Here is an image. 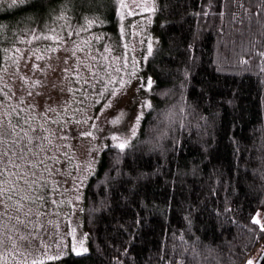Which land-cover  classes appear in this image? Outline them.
<instances>
[{
  "label": "trees",
  "instance_id": "obj_1",
  "mask_svg": "<svg viewBox=\"0 0 264 264\" xmlns=\"http://www.w3.org/2000/svg\"><path fill=\"white\" fill-rule=\"evenodd\" d=\"M63 1L19 14H51ZM155 32L152 107L124 163L145 174L136 202L99 207L105 148L83 195L88 251L47 264H248L263 246L264 0H167Z\"/></svg>",
  "mask_w": 264,
  "mask_h": 264
},
{
  "label": "rangeland",
  "instance_id": "obj_2",
  "mask_svg": "<svg viewBox=\"0 0 264 264\" xmlns=\"http://www.w3.org/2000/svg\"><path fill=\"white\" fill-rule=\"evenodd\" d=\"M8 2L0 4V264H45L47 255H79L71 250L78 240L87 248L75 195L83 197L111 132L130 129L151 101L144 57L147 37L157 43V12L136 8L150 0H124L123 19L110 27L105 0H64L41 15ZM81 3L93 10L82 14ZM85 175L81 186L76 178Z\"/></svg>",
  "mask_w": 264,
  "mask_h": 264
},
{
  "label": "snow or ice",
  "instance_id": "obj_3",
  "mask_svg": "<svg viewBox=\"0 0 264 264\" xmlns=\"http://www.w3.org/2000/svg\"><path fill=\"white\" fill-rule=\"evenodd\" d=\"M87 0H85V3ZM95 0H93V3ZM4 0H0V4H3ZM29 3V0H9L8 7H19L21 5H26ZM80 7L84 9V4H81ZM105 7L107 8V18L111 19L112 16L116 15L119 9H122L125 7L124 0H105ZM167 7V0H163V3L157 4V0H150V2H143V3H137L136 8L143 9L146 12L155 13L157 11H164ZM260 7V6H258ZM87 11H92L93 7L92 5H89ZM98 10V9H97ZM133 15L136 14L135 10H133ZM202 15H207V13H203L201 10ZM123 19V17L118 16L117 20ZM89 23H93V21H88ZM102 23V21H100ZM153 37L149 36L147 37V54L148 56L144 57V59H148L149 57L153 56L154 54V48H153ZM141 43L143 44L144 41L142 40ZM18 50V49H17ZM143 55V54H142ZM37 59H42V57H37ZM243 62V61H242ZM135 60L132 61V66L135 68ZM36 66L33 65V68ZM186 75V74H185ZM121 84L125 83L123 80L120 81ZM156 84L155 78L151 75L146 77V85L145 87L149 92L154 90V86ZM183 86V85H182ZM30 94V93H29ZM110 96H116L115 92H112L109 94ZM105 100H108V97L104 98ZM104 107H108V103H104ZM135 106V105H133ZM151 108L152 104L145 102L142 103L140 106V112L135 116V122L132 124L130 129H125L123 134L119 133V130H113L111 132L110 140L112 144L108 147V150L112 154L111 162L109 163L107 172L105 174V179L101 183L105 185L102 192L99 194L101 195V200L99 207H109V205L106 203V201L111 199V201H117L119 199H123L126 203H135V196L138 194L139 189V181L143 179L144 173H138L133 174L136 172L135 168L129 167L128 170L125 169L124 163L126 162V158L128 156V149L134 148L135 145L132 143L133 138L137 137L138 129L141 124V119L144 115V108ZM95 116V114H94ZM130 133V134H129ZM82 136H93L94 133L89 131L81 132ZM93 164L90 161L88 163L87 168L84 170L88 175L92 174ZM99 174L97 173V176ZM261 178L264 179V169L261 170ZM87 179V175L82 177H77L76 182L79 183L81 186L84 183V180ZM89 190H91V186H89ZM86 199V197H82V195L77 191L75 195V200L80 201L81 199ZM81 211H85L84 208L80 209ZM99 209L96 207H93L89 209L90 212L98 211ZM230 209L225 208V212L229 211ZM254 223L259 224V219L254 216L253 218ZM136 223H140V221L137 219ZM262 230H264V225H261ZM86 235V234H85ZM79 247H77V243L72 244V252H76L77 254H80L81 252H87L88 248L83 247V240H78ZM32 249H29L28 251H31ZM125 252L130 251V249H125ZM60 253L53 254V255H47L48 260H54L59 257ZM32 264H38L37 260H33ZM118 264L120 262L118 261ZM248 264H251V261L248 262Z\"/></svg>",
  "mask_w": 264,
  "mask_h": 264
},
{
  "label": "water",
  "instance_id": "obj_4",
  "mask_svg": "<svg viewBox=\"0 0 264 264\" xmlns=\"http://www.w3.org/2000/svg\"><path fill=\"white\" fill-rule=\"evenodd\" d=\"M253 264H264V246Z\"/></svg>",
  "mask_w": 264,
  "mask_h": 264
}]
</instances>
